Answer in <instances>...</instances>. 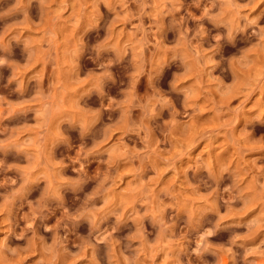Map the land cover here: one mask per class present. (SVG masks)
<instances>
[{
	"label": "rangeland",
	"instance_id": "obj_1",
	"mask_svg": "<svg viewBox=\"0 0 264 264\" xmlns=\"http://www.w3.org/2000/svg\"><path fill=\"white\" fill-rule=\"evenodd\" d=\"M0 264H264V0H0Z\"/></svg>",
	"mask_w": 264,
	"mask_h": 264
}]
</instances>
